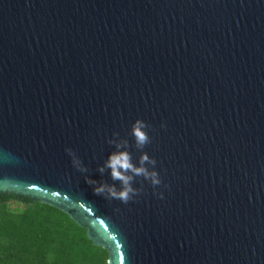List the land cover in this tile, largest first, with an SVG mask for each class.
Segmentation results:
<instances>
[{
    "label": "water",
    "instance_id": "1",
    "mask_svg": "<svg viewBox=\"0 0 264 264\" xmlns=\"http://www.w3.org/2000/svg\"><path fill=\"white\" fill-rule=\"evenodd\" d=\"M136 119L162 184L106 200L85 176L119 186L97 168L113 133L138 164ZM0 192L109 264H264V0H0Z\"/></svg>",
    "mask_w": 264,
    "mask_h": 264
},
{
    "label": "trees",
    "instance_id": "2",
    "mask_svg": "<svg viewBox=\"0 0 264 264\" xmlns=\"http://www.w3.org/2000/svg\"><path fill=\"white\" fill-rule=\"evenodd\" d=\"M109 256L62 209L0 192V264H109Z\"/></svg>",
    "mask_w": 264,
    "mask_h": 264
},
{
    "label": "clouds",
    "instance_id": "3",
    "mask_svg": "<svg viewBox=\"0 0 264 264\" xmlns=\"http://www.w3.org/2000/svg\"><path fill=\"white\" fill-rule=\"evenodd\" d=\"M149 127L144 120L136 119L130 129L129 134L133 138L135 147L141 150L138 164L132 162L131 153L127 150L129 145L126 139H120L118 133H113V138L108 139L107 142L113 144L116 150L109 154L102 165L98 166L97 171L103 174L107 169L111 179L118 181L119 186L97 182L85 176V181L93 186L95 194L104 197L106 200H119L121 203L127 204L141 192V188L133 186L136 177H142L153 188L162 184L160 175L156 171V160L143 151L144 147L151 142L148 134ZM161 127L164 125L161 124ZM65 151L71 158L72 166L77 171L87 172V168L72 148H66ZM156 195L161 199L163 198L162 192H158Z\"/></svg>",
    "mask_w": 264,
    "mask_h": 264
}]
</instances>
